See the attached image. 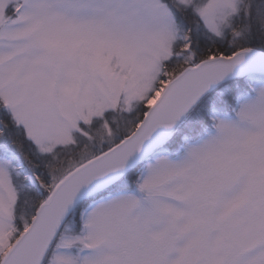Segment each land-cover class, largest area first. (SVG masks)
<instances>
[{"label": "snow or ice", "instance_id": "obj_1", "mask_svg": "<svg viewBox=\"0 0 264 264\" xmlns=\"http://www.w3.org/2000/svg\"><path fill=\"white\" fill-rule=\"evenodd\" d=\"M0 264H264V0H0Z\"/></svg>", "mask_w": 264, "mask_h": 264}]
</instances>
